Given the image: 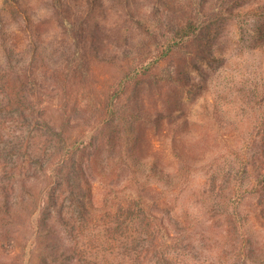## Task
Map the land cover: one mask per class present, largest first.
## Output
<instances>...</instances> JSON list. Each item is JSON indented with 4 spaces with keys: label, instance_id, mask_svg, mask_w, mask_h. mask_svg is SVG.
I'll return each instance as SVG.
<instances>
[{
    "label": "rangeland",
    "instance_id": "1",
    "mask_svg": "<svg viewBox=\"0 0 264 264\" xmlns=\"http://www.w3.org/2000/svg\"><path fill=\"white\" fill-rule=\"evenodd\" d=\"M188 20L198 25L197 49L215 58L196 60L194 66L175 63L171 67L161 62L154 72L158 77L150 85L140 86L138 93L146 113L155 115L175 102L189 114L197 130L204 126L201 141L190 144L195 157H203L201 154L210 153L215 145L213 135L205 137L213 126L205 115L204 99L237 93L239 82L245 81L250 71H258L264 61L258 53L264 46V0H0V72L15 63L21 68H12L13 77H22L20 71L27 68L36 78H53L59 66L64 69L75 61L76 43L91 44L79 39V29L83 36L95 34L97 44L113 59L93 66L92 88H81L68 97L72 105L68 111L77 107L79 117L104 102L122 70L134 69L142 60L154 63L165 44L168 25H183ZM137 47L148 51L139 56ZM233 98H226L231 106L236 104ZM64 102L59 95L46 115H41L28 101L10 108L0 95V206L5 192L17 209L11 222L0 219V264H136L134 252L142 250L134 240L145 246L146 230H139L138 236L129 213L123 221L122 201L128 198L125 205H129L131 195L139 192L148 204H158L159 197L161 212L165 208L178 215L184 212L193 222L191 231L181 235L179 250L167 254L171 264L177 257L176 264L264 261V220L249 219L243 233L240 231L244 236H230L229 220L220 218L219 212L208 213L210 200L202 195L212 174L207 162L195 164L185 184L174 186L158 182L138 166V161L156 162L171 177L185 175L172 128L130 121L129 100L120 108V113L128 112V116L113 125L112 144L109 139L103 141L98 128L79 137L70 121L66 136L92 143L85 162L89 177L82 182L73 173L69 186L57 185L52 191L44 171L36 165L44 163L47 168L60 143L56 133L62 131ZM136 136L140 140L135 141ZM52 193L57 196L55 207L50 206L48 195ZM85 203L95 210L111 206L114 213L111 219L98 218L94 211L85 212ZM243 208L255 213L253 207ZM141 262L157 264V259L143 256Z\"/></svg>",
    "mask_w": 264,
    "mask_h": 264
},
{
    "label": "trees",
    "instance_id": "2",
    "mask_svg": "<svg viewBox=\"0 0 264 264\" xmlns=\"http://www.w3.org/2000/svg\"><path fill=\"white\" fill-rule=\"evenodd\" d=\"M102 11L99 9V13L104 15V10L102 9ZM83 34V30L80 28L79 34H77L79 39L82 37L85 42L90 41L91 44L76 43L78 56L75 61L71 65L70 62L65 64L64 69H60L59 66L57 75H54L53 78L46 75L36 78L27 73V68L20 71L22 77H13L14 69L17 68L19 71L21 68L17 65V67L14 66L15 63L8 66V70L0 72V95L6 98V106L10 108H18L16 105L28 101L37 108L36 111L41 115H46L48 106L52 104L54 98L59 95L64 97L65 102L61 104V108L64 111L65 119L62 120L61 133H56V136L60 138V143L47 163V168L44 163L36 165L38 170L44 171L48 181L47 186L52 191L57 185L69 186L70 179L74 177L73 173L77 178L80 177L82 182H86L89 177L85 169V162L90 158L86 152L92 143L82 141V135V139L79 140L67 137L66 132L69 130L70 121L74 122L72 131H77L79 137L86 130L98 128L97 133L103 136V141L107 142L109 139L112 144L115 139L113 125L124 122V117L128 112L122 114L120 108L127 106L129 100V103L132 102V111L129 110L130 121L136 123L144 121L156 128L164 127V125L172 128L175 144H178L179 147V149L176 147L177 158L183 166L182 173L185 175L183 174L184 178L181 173L179 177L177 175L171 177L156 162L138 161L137 164L140 168L148 171L159 180L158 182L174 186L185 184L184 179L191 171L195 170V164L201 165L207 162L212 174L208 177L209 183L207 186L205 185L206 188L202 195L210 200L209 214L219 212L220 218L229 220L227 224L232 230L228 231V234L240 237L242 235L240 231L243 233V226L249 219L264 220V61L257 67L258 71H250L246 80L239 82L240 88L236 90L237 93H231L233 96L229 93L225 96L216 94L213 100L204 99V112L213 126L205 134V137L208 139L210 135H213L215 145L210 153L201 154L203 157H195V151L190 147V144L192 141L195 143L201 141V135L205 130L204 126L200 131L197 130L195 125L191 124L189 114L186 115V111L180 109V106L175 102L168 103L166 109L156 112L155 115L146 113V110L141 108V97H139L138 91L140 86L150 85L152 79L158 77V72H154L161 62H165L166 65L169 63L171 67L175 66V63L176 65L194 66L196 60L215 58L212 53L206 54L197 49V37L199 36L197 23L188 20L183 25L180 23L168 25L165 44L161 46L159 52L157 51L158 56L153 59L154 63H146L145 60H142L136 68L122 70V76L108 92L110 94L105 97L104 102L99 104L96 110L82 112L78 117L77 107L72 113L70 110L68 111V108L70 109L72 106L68 97L72 92L81 88H92L94 86L91 80L93 66L113 59V57L110 58L106 49L97 44L95 34L84 36ZM77 36L75 38L78 39ZM259 49V55L264 56V46ZM135 50L139 56L148 51L141 47H137ZM74 56L76 55L74 54ZM177 72L178 76L180 72ZM168 78L174 79L169 75ZM174 80L178 82L176 78ZM227 97H234L236 104L231 106L226 101ZM131 98L132 101H130ZM22 108L24 107H21V112H23ZM76 114L77 118H74ZM137 140H140L138 136L135 138V141ZM2 194L4 201L0 206V219L11 222L17 209L10 201L8 194L5 192ZM48 196L50 206L55 207L56 194L52 193ZM87 196H89V190ZM130 199L129 205H125L128 198L122 201L126 214L123 221L128 220L129 213L130 216L132 215L131 224L138 232V236L140 235L139 230H146V239L143 241L145 246H138L137 239L134 240V244L142 250L141 253L134 252L138 257L134 262L142 264V257L146 256L156 258L157 264H171L167 254L178 251L179 244L182 242L181 235L191 231L193 222L189 221L188 214L183 212L178 215L176 211L169 208H165L163 213L159 207V197L156 199L158 204H148L142 192L136 196L131 195ZM21 204L24 205L25 202L22 201ZM243 206L253 207L255 213L246 212ZM83 207H86V213L94 211L96 217L101 219H111V215L114 213L112 207L108 205H104L102 210H95L86 203ZM123 216L121 214V217ZM116 223L119 224V222ZM178 260L177 257L175 263L173 260L171 261L176 264ZM256 264H264V261L259 260Z\"/></svg>",
    "mask_w": 264,
    "mask_h": 264
}]
</instances>
